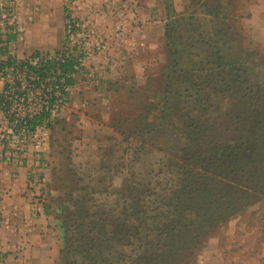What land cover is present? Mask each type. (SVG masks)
Wrapping results in <instances>:
<instances>
[{
  "label": "rangeland",
  "instance_id": "374dc122",
  "mask_svg": "<svg viewBox=\"0 0 264 264\" xmlns=\"http://www.w3.org/2000/svg\"><path fill=\"white\" fill-rule=\"evenodd\" d=\"M11 1L0 0V9L9 8ZM159 1L165 35L171 37L178 31L180 50L174 55L175 48L169 44L168 59L159 68H147L142 81L136 78L139 81L135 85L141 87H135L134 92L130 90L132 73L128 71L126 82L122 83L109 77L114 72L111 59H105L106 67L98 61L93 63L87 35H95L94 29L80 18L77 20L67 1L60 49L40 52L55 54L66 46L84 52V58L81 72L73 76L74 84L69 87L65 104L44 126L45 136L42 131L29 132L23 121L18 123L21 128H17L12 118L20 120L38 110L43 102L41 91L51 88L46 82L52 84L54 80L31 85L35 76L14 69L0 76V92L10 110V115L4 116L5 106L0 109V184L16 183L24 171L25 185L19 193L27 199L31 216L48 214L51 227L59 228L64 244L69 236L75 238L76 226L80 222L86 224L94 213L102 219L112 213L118 216L131 192L138 197L140 191L155 187L157 182L165 183L175 175L185 146L178 130V110L187 100L184 96L188 85L173 77L174 58L181 59L179 68L185 71L211 69L213 60L206 61L211 47L216 46L227 60L248 69L250 84L264 87V28L249 21L258 0H172V16L168 1ZM19 8L18 4L10 25L19 43H11L8 51L21 61L34 52L26 50L24 27L18 21ZM67 19L75 20L70 31ZM227 28L230 35L217 33ZM165 42L167 38L163 45ZM147 76L151 80L145 84ZM167 80L168 94L164 92ZM15 82L21 84L19 92L23 95H14ZM169 105L171 109L164 113ZM217 105L221 106L216 112L221 123L226 120L232 102L219 101ZM160 122H164L161 127ZM146 123L150 132L143 131ZM18 245L11 251H0V261L4 254L13 256ZM190 264H264V201L219 226Z\"/></svg>",
  "mask_w": 264,
  "mask_h": 264
},
{
  "label": "trees",
  "instance_id": "16d2710c",
  "mask_svg": "<svg viewBox=\"0 0 264 264\" xmlns=\"http://www.w3.org/2000/svg\"><path fill=\"white\" fill-rule=\"evenodd\" d=\"M177 32L166 36L167 46L175 48L174 55L180 50ZM217 33L230 35L229 28ZM15 40V34L7 35V44L1 49L7 58L0 61V71L26 69L25 75L36 77L31 84L35 86L54 80L46 82L52 87L41 91L40 101L48 89L53 93L56 87L68 95L66 88L74 84L75 58L69 56L64 63L46 62L39 59L42 52H34L20 61L8 51ZM211 48L206 62L213 60L214 68L185 71L179 68L181 59L172 61L173 77L188 85L187 100L178 110V130L185 146L175 175L140 191L138 197L131 192L118 216L112 213L102 219L94 213L86 224L80 222L75 238H67L63 264H190L219 226L264 201V87L250 84L248 69L227 60L216 46ZM36 59L38 62L32 64ZM169 82L166 94L170 93ZM15 84L14 95H23L21 84ZM49 97L48 107L40 103L38 110L22 120L29 132L50 118L56 98ZM225 100L232 105L221 124L216 113L221 106L216 103ZM166 109L171 106L164 113ZM143 126V131L150 132V125ZM84 227V232H79Z\"/></svg>",
  "mask_w": 264,
  "mask_h": 264
},
{
  "label": "crops",
  "instance_id": "0c3cea01",
  "mask_svg": "<svg viewBox=\"0 0 264 264\" xmlns=\"http://www.w3.org/2000/svg\"><path fill=\"white\" fill-rule=\"evenodd\" d=\"M17 1L20 5L18 21L24 27L23 40L27 43V52H47L53 47L60 49L65 31L68 0ZM69 2L72 14L77 20L80 18L79 21H84L86 25L92 27L94 36L104 44L105 50L96 57L97 43L92 39L90 58L93 63L98 61L105 65V59H111L114 63L112 65L114 72L109 77L122 83L126 82L128 71L132 73L133 81H129L131 85L133 84L130 86L131 91L134 92L135 87H141V84H135L136 81L144 79L147 68L155 66L159 68L160 64L168 59L167 43L163 45L166 24L165 20H160L162 6L159 0H69ZM250 13L249 21L252 25L264 28V0H258L255 13ZM50 41L56 44L54 46L46 44ZM12 43L18 44L19 39ZM149 80L151 77L147 76L144 83L147 84ZM24 185V171L20 172V179L16 183L0 184V215L3 218L0 222V251H11L19 244L17 252L13 256L4 254L0 264H13L12 262L63 264L62 251L65 244L61 231L59 228L51 227V218L48 214H41L37 218L31 216L27 199L19 193V189L23 190Z\"/></svg>",
  "mask_w": 264,
  "mask_h": 264
},
{
  "label": "built area",
  "instance_id": "2783aa9c",
  "mask_svg": "<svg viewBox=\"0 0 264 264\" xmlns=\"http://www.w3.org/2000/svg\"><path fill=\"white\" fill-rule=\"evenodd\" d=\"M17 0H12L10 2V6L9 8H6L5 6H2L1 7V21H0V38H1V41H0V52H1V49L3 47L6 46L7 42V35L8 34H13V30H11V23H12V18H15V14H16V9H17ZM11 17V18H10ZM75 20H71V19H67L66 20V25L70 31V28L72 27L71 24H74ZM87 39H89L88 41L91 42L92 39L93 40H96V45H95V48L97 49V52H96V56H100L103 51L105 50V47H104V44L101 40H99L98 37L94 36V35H87ZM83 54L84 52H77L76 50H74L73 48H69V47H64L61 51H58L56 52L55 54H43L41 57H39V59H44L46 62L47 61H51L53 63H64L66 62V59L69 58V56H73L75 58V61L76 63L74 64L73 68L75 70L76 73H74L72 76H74L75 74L81 72V69H82V62H83ZM0 61H5L6 60V55H1L0 53ZM38 59H36L34 62H32V64H36V62ZM13 68H5L4 70H1L0 71V76H3V75H6V72H8L9 70H11ZM23 72H27L26 69H24ZM57 74L60 75V70L57 68ZM90 75H93L90 74ZM101 75V74H100ZM63 82V80H62ZM55 92L52 93L51 90H47V93L44 95L43 99L41 101H43L41 104L42 105H45L46 107L49 106V96L52 95L53 97L56 98V101H55V105H54V108L52 109L51 111V116L48 120L44 121L43 122V125L41 127L37 126L36 127V130H35V133L37 131H42L44 133V136L46 135V130H45V125L46 123L52 119V117L54 116V114L56 113L57 110L61 109L62 105L65 104L66 100H67V96L68 95H65L61 92V90L59 89V87H56L55 88ZM66 91H69V87L66 88ZM6 93V92H5ZM5 98L7 99V96H5ZM6 101L4 99V96L1 94L0 92V109H2V106H5L4 110H3V115L4 116H8L10 115V110H8V107L7 105L5 104ZM24 118H21L20 120L18 119H15L13 120L12 118V123L16 122L17 124L20 122L22 124V120ZM25 123V121H23ZM19 125V124H18ZM12 133V132H11Z\"/></svg>",
  "mask_w": 264,
  "mask_h": 264
},
{
  "label": "water",
  "instance_id": "95a60500",
  "mask_svg": "<svg viewBox=\"0 0 264 264\" xmlns=\"http://www.w3.org/2000/svg\"><path fill=\"white\" fill-rule=\"evenodd\" d=\"M167 1L170 4V15L172 16L173 15V8L171 6L172 2H171V0H167Z\"/></svg>",
  "mask_w": 264,
  "mask_h": 264
}]
</instances>
